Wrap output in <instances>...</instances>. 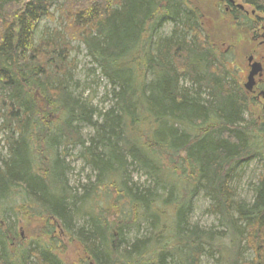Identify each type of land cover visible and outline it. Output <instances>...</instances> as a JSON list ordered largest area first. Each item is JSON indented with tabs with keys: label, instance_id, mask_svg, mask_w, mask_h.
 I'll list each match as a JSON object with an SVG mask.
<instances>
[{
	"label": "trees",
	"instance_id": "16d2710c",
	"mask_svg": "<svg viewBox=\"0 0 264 264\" xmlns=\"http://www.w3.org/2000/svg\"><path fill=\"white\" fill-rule=\"evenodd\" d=\"M249 3L264 14V0ZM53 5L61 31L36 38ZM194 13L182 0H0V264H264V128L244 118L248 93ZM232 20L243 32L260 18ZM67 38L110 86L97 114L70 91ZM68 145L91 171L76 186ZM255 158L253 199H236L232 182ZM198 193L221 230L190 222ZM37 223L21 241L17 226Z\"/></svg>",
	"mask_w": 264,
	"mask_h": 264
},
{
	"label": "rangeland",
	"instance_id": "374dc122",
	"mask_svg": "<svg viewBox=\"0 0 264 264\" xmlns=\"http://www.w3.org/2000/svg\"><path fill=\"white\" fill-rule=\"evenodd\" d=\"M191 10L197 12L199 16V29L198 31L202 36H206L212 49H214L218 58L223 55L222 58L226 61L228 66L233 72V78L236 82L246 91L248 94V105L244 118L246 121L255 119L259 125H263L264 128V98L258 96L259 90L253 89L247 91L244 88L247 76V64L248 58L254 57V60L261 61L264 67V43L261 44L260 34L261 32V16L257 12L256 8L249 2L252 0H234L235 3L243 6L244 10L251 12L253 15H247L244 12L235 11L231 9L226 10L227 3L225 0H182ZM163 5H166L163 2ZM185 8V6H183ZM50 14H53V18L49 19L42 17L37 25L35 37L37 38L43 31L50 33L60 32L61 25L58 23L57 11L55 5L50 9ZM245 15L252 20H256V17L260 18L257 24L253 28L250 25L243 26V32H240L241 27L236 26L232 20L233 15ZM255 16V17H254ZM264 21V19H263ZM171 25L165 24L162 28H159L155 34L156 36H165L169 33ZM68 39V38H67ZM155 39V38H154ZM71 50L68 54V61H73L68 70L72 75L70 91L76 99L82 102H89L95 114L97 112L106 109L110 105V94L108 93L110 86L106 79L103 78L99 69L91 62L90 57L87 54L85 46L74 40H69ZM252 57V58H253ZM257 77V76H256ZM259 86H264V72L261 76L256 78ZM107 98V99H106ZM96 117V116H95ZM2 119H0V163L7 157V148L5 145L6 131L1 128ZM78 132L82 138L86 139L90 133L88 125L81 123L77 124ZM264 134V133H263ZM61 147V146H60ZM80 147L79 145H68L66 150L65 162L68 166L66 172L69 184L76 186L78 181L84 182L87 176L91 175V171L83 160L78 157ZM262 171V160L258 158L252 159L250 163L238 173V177L234 178L232 185L234 187V196L236 199H245L250 202L253 199V192L251 185L257 183L258 176ZM134 174V179L138 180L137 174ZM143 178L139 179L141 181ZM209 200L203 193H198L194 198V205L190 214V222L198 224L203 229H215L221 230L218 226V218L211 214L208 210ZM6 223H2L5 226ZM17 226V231L21 236V241L28 240L33 234L41 233V224H31L29 227ZM62 242L66 245L68 255L73 259L80 257L81 253L79 247L74 241H69L68 236L60 237ZM18 241L13 240V244L17 245ZM245 258H251L250 253L244 254ZM215 257L203 255L200 258V264H217Z\"/></svg>",
	"mask_w": 264,
	"mask_h": 264
},
{
	"label": "flooded vegetation",
	"instance_id": "af4514ba",
	"mask_svg": "<svg viewBox=\"0 0 264 264\" xmlns=\"http://www.w3.org/2000/svg\"><path fill=\"white\" fill-rule=\"evenodd\" d=\"M224 1V0H223ZM225 2L227 3V7H226V10H228V9H231L232 8V10H234V12L235 11H242V12H244L245 14H247V15H253L254 14V11L252 10L251 12H249L248 13V11H246V10H244V8H243V6H241V7H239L240 6V4L238 5L237 3H235V1L234 0H225ZM261 22L263 23V24H261V34L259 35L260 36V38H261V44L262 43H264V21H263V19H264V14H263V12H262V10H261ZM253 57V56H252ZM254 60V57H253V59H252V61ZM256 61V60H255ZM257 62H259V63H261V65H262V62L261 61H257ZM247 74H248V71H249V63L247 64ZM263 72H264V67H263V65H262V73H261V79H262V75H263ZM258 77H260V75H258L256 78H258ZM256 78H255V84H254V86H253V89L255 88L256 90L258 89L259 90V93H260V91H263L264 90V86H259V81H258V83H257V81H256ZM254 89V90H255ZM259 97H261V95H259Z\"/></svg>",
	"mask_w": 264,
	"mask_h": 264
},
{
	"label": "water",
	"instance_id": "95a60500",
	"mask_svg": "<svg viewBox=\"0 0 264 264\" xmlns=\"http://www.w3.org/2000/svg\"><path fill=\"white\" fill-rule=\"evenodd\" d=\"M248 61H249L250 70L248 72L246 82L244 83V88L247 91H251L255 84V76L256 75L261 76L262 66L259 62H256V61L252 62L251 56L248 58ZM259 95L264 96V91H260Z\"/></svg>",
	"mask_w": 264,
	"mask_h": 264
},
{
	"label": "bare ground",
	"instance_id": "6f19581e",
	"mask_svg": "<svg viewBox=\"0 0 264 264\" xmlns=\"http://www.w3.org/2000/svg\"><path fill=\"white\" fill-rule=\"evenodd\" d=\"M161 5L164 6V5H163V2L161 3ZM195 13L197 14V12H195ZM195 13H194V14H195Z\"/></svg>",
	"mask_w": 264,
	"mask_h": 264
}]
</instances>
